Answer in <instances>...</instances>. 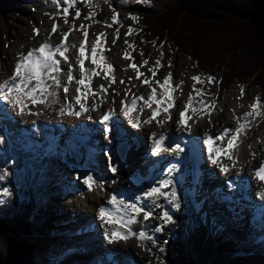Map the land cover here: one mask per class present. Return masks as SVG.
<instances>
[{"label": "bare ground", "instance_id": "1", "mask_svg": "<svg viewBox=\"0 0 264 264\" xmlns=\"http://www.w3.org/2000/svg\"><path fill=\"white\" fill-rule=\"evenodd\" d=\"M138 3H141V1ZM17 18L19 22L26 24L24 19L21 17ZM119 25L120 24H118L117 27ZM14 27L17 28L19 35L17 37L13 35V39L14 43L18 44L23 31L28 33L29 30H22V27L15 24ZM120 27L124 28V25H120ZM60 33L61 32H59L57 36H52L53 43L57 42ZM81 33L80 31L72 32L69 36V43L79 45V43L83 41V38L78 36ZM1 35L5 36L6 32L2 30ZM49 35L50 33L40 34L35 39L28 40L27 44L23 42L26 44L23 48H25L27 52L31 48L42 43ZM95 38L96 35L92 32L88 38L89 48ZM113 38L114 35L107 36V49L113 47ZM14 43H10L11 46L8 48L6 47V42L5 47L2 48L3 55L0 54V82L9 77L13 71L14 62L19 58H17V55L19 56L21 54V51L18 49L19 47ZM13 44L16 46L15 49L12 48ZM114 50L116 59L112 60V63L115 67L117 83L112 84L111 87L108 88L107 93L101 94L103 99H93L90 97L88 100L90 110L87 113H83L80 117L67 114L69 111V102L73 101V97L76 94L75 90L78 87L75 82L69 86V92L67 94L62 92V87L55 88V94L46 98V104L29 106L33 112L40 113L39 115H20L17 111L13 110L6 101H0V135L5 137V143L0 144V162L4 161L5 165H8L9 162L13 160V165H16V155L11 156V148L16 145V143H13L15 140H26V144H22V147L18 145L29 153L34 151L33 154L37 156V159L41 160H49L51 158V153L57 156L58 154H56V152L60 151L58 146L62 145L60 151L62 157L60 158H63L66 163L64 167H67L69 171L75 169V172H68L65 175V181H70L71 186H75V189H72L71 193H68V197L65 198L64 204L61 206L62 214L64 215L62 221L71 222L74 228L77 226H82L83 228L93 223L96 229L99 230V234L103 240V244H100L96 236L94 237L92 235L88 238H82L84 246L88 247L85 252L90 257L89 259L86 257L80 258L82 261L89 260L90 264H95L97 263L99 255L104 257L103 264H149L153 261L150 258V250L155 248L152 238H157L158 234L164 233L161 230H157V228L164 224L160 217L163 212L167 210L175 219L182 220L180 225H183V223L186 224L187 235L189 240L192 239V241H194L193 243H195V240L197 242H200L202 239L207 240V245L205 247L199 244L205 256L210 255L209 250L212 249L216 242L212 233L214 226L218 227L220 230L227 231V226H229L227 222L228 216L236 232L238 231L240 237H243L239 230L242 229L245 225L244 223L247 222L246 217L250 216V233L246 231L248 235L246 239L249 242V235H251L250 238L258 243V248L255 249L251 246H243L239 252L244 260H251L256 264H264V260L256 253L257 250L264 249V181L255 174L256 170L261 165H264V144L249 148L247 146V140H245L246 133L244 129L240 134L238 147L229 153L234 156V159L229 160L227 158L228 154H222L219 157V164H213L211 162L213 154L208 151L207 144L209 136L215 138L221 135L225 129H235L239 126V122L245 126L249 123V118H245L244 114L250 111L249 105L254 103L255 93H249L248 87L243 86L245 89L244 96L242 99H237V97L240 96V89H238L237 92L232 90L227 94V101L225 104L217 108L215 105L216 97H209L210 92H208V85L194 82L191 77L199 74L193 70L190 71L189 74L184 73V70L180 68L182 67V69H185L187 62L181 61L180 68L165 66L163 70V74L166 75V77L169 75V72L172 74V82L175 86L174 98L176 106L169 109L171 119H169L168 113L161 111L157 116V120H160L162 123H157L156 121L150 124L141 123V126L136 128L121 114L120 102L125 98L129 103L131 102L132 95L128 94L126 96V88H131L132 93L136 96L144 95L145 98L150 95L151 88L141 83L144 77H141L139 80L135 79L137 72L129 67L133 61L131 62L123 58V53L126 49L118 47ZM77 52L78 48L70 50L68 55L71 60L74 61ZM128 52L132 56V52L129 50ZM107 54H109V51H105V55L111 62V58ZM11 55H13V57ZM86 67L94 68L95 66L92 65L90 61H86ZM61 68L67 69V65L62 62ZM139 70L141 71V69ZM74 74L79 78L78 70ZM129 77L133 78L130 82ZM61 78L63 84V73H61ZM121 79L125 80V84L119 83ZM154 81L158 80L154 79ZM109 83L110 78L108 80L104 79V73L101 72L100 76L93 78L92 87L95 90H99V85H105L107 87ZM133 85L135 87H133ZM152 86L157 88L158 96L162 97L164 92L163 88L153 83ZM194 89L199 90V93ZM50 91H53V89H50ZM190 100L193 106L188 112L190 119L187 125H181L177 122L179 120L178 110L182 109ZM113 101H115V103H113ZM205 104L211 105L214 109L211 111L210 115L208 114L209 109L204 106ZM72 107H78L74 104V101ZM154 107L155 105H153V108ZM62 108L65 110L64 115L60 114ZM109 109H115V115L111 122V127L114 131L110 134L106 133V125L102 121V116ZM151 115L152 108L145 106L143 101H138L137 110L133 112V117L140 121H144ZM237 117H240V119L238 120ZM87 118L91 125L83 123ZM30 121H32V123ZM32 125L34 127H31ZM14 126H16L15 129ZM93 128H97L99 134L93 133L91 131ZM219 128L221 129L219 130ZM67 130L69 132L68 137L64 140L63 137L67 134ZM152 133H155L157 136L161 134L165 135L167 137L165 141L166 147L175 146V144L178 143L180 147L183 148V151L176 153L162 152L159 156L153 155L150 151ZM35 134H40L39 138L42 141L38 146L36 145L37 141L33 138ZM81 135L85 137L88 135L90 141L93 142H95L94 139L97 137L96 145H94L97 149L90 148V151H85L79 141V136ZM93 135H96V137L93 138ZM201 139L205 142L202 143ZM121 142H125L129 148L126 156V164L113 174L109 170V163L105 153L109 152L112 154L113 148ZM226 142L227 139L224 141H217L215 146L221 147L222 145H226ZM98 145H102L104 148H99L97 147ZM193 145L196 147L195 151H193ZM205 146L207 147V153H205ZM17 151L23 153V151L19 149ZM74 151H82L84 153V159L79 161L73 158L71 154ZM252 153H255V156H253ZM206 155L207 158H209V164L206 162L205 164L202 163L203 160L207 161L205 160ZM84 162H89L94 170L93 175L97 177L99 183L103 185L102 187L94 186L92 195H87L84 191L82 192L83 189L88 190L87 186L82 182L84 174L81 171V167ZM180 162H182V165L178 166ZM167 163L175 164L177 166L176 171L170 176L168 173L159 174ZM233 164L235 165L234 167ZM19 165L20 167H24L26 172H30V168L28 167L30 166L29 161L24 160V162H20ZM224 166L230 169L226 174L220 171V168ZM148 170H152V172L148 173ZM3 172L4 168H0V173ZM217 175L218 180H215ZM77 177H80V179ZM205 177H211V181H216L215 184L211 185L214 189L218 186L217 182L221 184H219L220 187L229 184L234 187V194L230 195L227 192L223 194V190L219 188L217 194L210 196L209 194L211 192L209 189L206 188L205 185L204 188L202 186L203 184L201 185ZM165 178H170L174 181L177 192L180 195L181 208L179 210L174 207L173 203H170L163 197L156 201L143 197V192L146 189L150 186H154ZM165 190L168 191L170 189ZM74 192H76V200L74 199ZM113 195L117 196L118 200H124L126 204H146V210L150 209L153 212V216L147 221L143 220V214H141L138 218L139 223L131 225L133 231L137 233L144 232L146 237H148L147 239L141 240L139 238H131L127 241L121 240L119 243L111 244L107 241L104 233L113 229L115 226L108 225L99 219V209L105 207L116 213L117 216L124 215L123 211H118L117 207L110 203V199ZM254 195H256V197ZM202 196H204L205 199H203ZM136 197H140V199L137 200ZM214 199L229 200L230 203L234 201V203L238 204V207L232 209V206L229 205L232 215H226L225 209L222 208L221 210L219 206H222L219 203L217 205ZM259 199H261V201H259ZM190 202H193V204L190 205ZM244 203L259 205L248 206V204ZM73 208L80 210V214L75 216L74 221L67 215L68 213H72L69 209ZM84 209L88 210L89 217L84 214ZM164 225L168 228L174 227L169 224ZM82 228L78 229V232L77 229H72L71 231L64 229L62 231L69 232L70 234L76 232L77 236H79L81 233H86V230ZM57 233L59 234V232ZM69 233L62 235L65 237H63V242L61 246H59L60 254L61 251H66L65 255L67 256L73 255L75 252V243H77L75 240L67 241L70 240L68 236L70 235ZM223 234L224 233H222V235ZM262 252L264 251L262 250ZM112 255H115L114 259H112ZM118 255L123 260H119ZM76 258L78 257L76 256ZM50 261L52 262L51 264H53V262L54 264H60L59 262H55V259ZM156 263V261H153V264Z\"/></svg>", "mask_w": 264, "mask_h": 264}, {"label": "rangeland", "instance_id": "2", "mask_svg": "<svg viewBox=\"0 0 264 264\" xmlns=\"http://www.w3.org/2000/svg\"><path fill=\"white\" fill-rule=\"evenodd\" d=\"M140 1L141 3H138ZM148 8V0H81L75 5L73 9H70L71 14L67 17L69 23L64 24L63 17L61 16L62 5L58 3V0H0V54L3 55L2 48L5 47L6 42V47L9 48L11 46L10 43H14L13 35H15V37L19 35L17 28L14 27V24L22 27V30H29L28 33L26 31H23L20 42L18 44L14 43L19 47L18 49L19 51H21V54L26 53V50L23 47H25L24 45L27 44L28 40L35 39L38 36L34 33V29L39 28L40 34H49L54 23L60 24L58 33L67 32L69 27L74 22L77 27H79V25L81 24L85 25L89 31V35H91L92 32L95 35L99 32H106L107 36H112L114 35V31L116 30L118 24H113L112 27H106V25L112 23L111 17L113 15L114 9L115 12L119 13V24L124 25V28H121L120 25L117 27L120 30L119 39L116 40L115 43H113V47L109 50V54H107L111 58V62H113L112 60L116 59L114 49L123 47V49L125 48L127 51L129 50L130 52H132V57H134L135 63H137L138 65L142 64L144 60H147L149 62L147 66L141 67L140 69L147 76L151 77L152 73L149 71V68H151L154 65L155 61L159 59L161 60L163 67H160L157 70V75L154 79L163 82V79L166 77V75L163 74L165 66L169 67V65H171L170 67L180 68L181 61H186L187 66H185V69H182V67L180 69L184 70V73L186 74H189L192 70L196 71L197 74L202 77V80L204 81L203 83L208 85V92H210L209 97H216L215 105L217 108L225 104V102L227 101L228 93H230L232 90H235L237 92V90L240 89V86H247L249 93H255V98L260 97L261 99V92L258 87H252L251 85L244 83L239 84L237 81H233L232 83L228 84L229 86H227V88L224 87V82L222 81L221 85V77L224 78L226 75H229L227 70H223L225 64L218 66V76L204 74L201 70L198 69L195 61L190 59L189 56L179 52L175 44L167 43L163 47H161L158 46L155 42H144L142 33L140 32L142 28L139 22V16L145 15ZM75 10H80L82 12V15L79 19L73 21ZM90 13L94 14L93 19H85V16ZM17 17H21L22 19H24L26 21V24L19 22ZM132 17H135L136 19H133ZM129 27L134 29V31L131 35L126 36L125 33L128 32ZM2 30L6 32L5 36L1 35ZM78 36H80V38H83L82 33ZM125 40H127L129 44L134 45L135 47H129L128 44H125ZM23 42L26 44H24ZM13 45L12 48L15 49L16 46ZM20 55H17V58L20 57ZM11 56L13 57V55ZM129 61L132 62L133 60ZM209 75L216 78L215 83H210L207 81V76ZM154 79L152 83L157 84ZM261 111H264V104L262 103V99ZM250 119L251 123H248V126H246V128H248V131H245V140H247V146L249 148L254 147L255 145L264 144V115H261L259 118L252 117ZM30 122L32 123V121ZM83 123L90 124V122H88V118ZM239 123L241 124V122ZM31 127L34 126L32 125ZM15 128L16 126H14V129ZM220 129L221 128H219V130ZM66 133L67 134H65V136L63 137L64 140L68 137V130ZM39 136L40 134H35V137H33L37 141V146L38 144L42 143ZM95 137L96 135H93V138ZM96 138L94 139L95 142L98 139ZM13 143H16L17 148L16 145L12 146L11 156L16 155V165H13V160L9 162L8 165H5L4 161L0 162V168H4L3 173L5 174V178L0 181V205L3 202H7L10 197H14L15 195L18 196L22 201L25 200L26 202L28 201L32 204V210H30L34 214L32 215V218L37 222V224H41V228L35 232V234L37 235L36 245L38 248V257L40 260V264H51L52 262L50 260L52 259H55V262H59L60 264H90L89 260L82 261L80 259L82 257H86L87 259L90 258L89 255H87V253L85 252L88 247L84 246V241H82V238H88L89 236L93 235L94 237L96 236L100 244H103V240L99 234V230L96 229V227L92 223L83 227L86 230V233H81L79 236H77L76 232L70 234L69 232L62 231L64 229L68 231L77 229L78 232V229L82 228V226H77L74 228L71 222H64L65 220L62 221L64 215L62 214L61 206L64 204L63 202L65 201V198L68 197V193H71L72 189H75V186H71L70 181H65V175L68 172H75V169L72 170V172L69 171L67 167H64L66 163L63 158H60L62 157L60 155V151L56 152V154L60 156H55L51 153V158L49 160H41L37 159V156L33 154L34 151L29 153L28 151L21 148L22 144H26V140L19 139L18 141H13ZM18 144L21 145V147ZM18 149L20 151H23V153H19L17 151ZM79 152H81L84 157V153L82 151ZM24 160L30 162V166H28L30 168V172H26L24 170V167H20V162L23 163ZM203 163L205 164V161H203ZM215 180H218V175ZM211 183L212 182H209L205 177L201 185L203 184V188L205 185L206 188H208L209 191L212 192L214 188H212ZM83 191L87 193V195H92L94 189L91 191L83 189L82 192ZM73 195L75 196L74 199L76 200V192H74ZM254 196L256 197V195ZM218 203L219 202L217 200L216 204L218 205ZM192 204L193 202H190V205ZM219 208L222 210L223 207L219 206ZM69 210H71L72 213H68L67 215L69 216V218L71 217V220L74 221L75 216H78L80 214V210H76L74 208ZM83 212L87 217H89L88 210L84 209ZM249 217L250 216H248L247 218ZM173 220L174 223H169V225L174 227L168 228L163 224V229L161 231H163L164 233L158 234L157 238H152L153 244H155V248L153 250H150L151 260L156 261V264H169L167 263L168 260L165 257L168 242L171 241L172 238L177 234H182L181 236H183L187 255L196 259V261H198L200 264H205L208 261H211V258L214 256V253L216 251V242L212 249L209 250L210 255L205 256L202 252V248L199 247V244L205 247L207 245V240L202 239L200 242H197L195 240V243H193L194 241H192V239L189 240V237L187 235L186 224L183 223V225H180V223H182V220L175 219L174 217ZM227 222L229 224V226H227V231L220 230L216 226L213 227L212 233L214 237H216L218 233L223 232L225 238L232 239L234 241L236 240L238 243H240L239 249L243 248V246H251L255 249L258 248V243L250 238L251 235H249V242L246 239V237L248 238L246 230L248 231V233H250V226H248L247 229L245 226H243V228L239 230L241 232V235L243 236L240 237L238 231L236 232L234 226H232L230 219L227 218ZM57 232H59V234ZM68 233L70 234L68 235L70 237V240L67 241L75 240L77 241V243H75V252L73 253V255L67 256L65 255L66 251H61L60 254L59 246H61L63 242L62 239L63 237H65L62 235H66ZM161 248L164 249L163 252L160 251ZM262 250L264 251V249ZM262 250L259 249L256 251V253L264 260V252H262ZM76 256L78 258H76ZM98 257L99 258H97V263L95 264H103L104 257L99 255ZM231 258L232 255H225L223 257L215 259L214 261H211V263L225 264L230 261ZM119 260L123 259L119 257ZM153 261H151L149 264H153ZM243 262L245 264H256L251 260H244Z\"/></svg>", "mask_w": 264, "mask_h": 264}, {"label": "snow or ice", "instance_id": "3", "mask_svg": "<svg viewBox=\"0 0 264 264\" xmlns=\"http://www.w3.org/2000/svg\"><path fill=\"white\" fill-rule=\"evenodd\" d=\"M80 0H58V3L62 5L61 16L63 17L64 24H68L67 17L71 14L70 9H73ZM82 12L80 10H75L73 21L81 17ZM92 13L85 16V19L92 20ZM136 19L135 17H132ZM112 23L107 24L106 27H112L113 24H119V13L115 12L113 9V15L111 17ZM100 22V21H97ZM90 27V26H89ZM60 28L59 23H54L50 35L47 36L42 43L38 46L31 48L26 53H22L20 57L14 62L13 71L8 78L0 82V101H6L8 105L20 115L30 114V115H39L38 112H33L30 105H42L47 103V97L54 95L55 88H61L65 94L69 92V86L75 82L78 86L76 88V94L73 97L74 104L78 106L77 108L72 107L73 101L69 102V111L67 114L80 117L83 113H87L90 110L88 105L89 98L93 99H103L102 93H107L108 88L112 84L117 83L115 76V67L110 59L106 57L105 51L110 49L106 48L107 43V33L99 32L96 34V38L92 43L91 47H88L89 43V31L87 27L83 24L77 26L73 22L69 27L67 32L60 33L56 43L52 42V36H57ZM74 31H80L83 34V41L77 44L69 43V36ZM134 29L129 27L128 32L125 35H131ZM36 35H40V29H34ZM120 30L116 28L113 38V43L119 39ZM161 43V47L163 44ZM125 44H128L129 47H135L134 45L129 44L125 40ZM78 52L75 55L74 61L70 59L68 53L71 49H77ZM90 52V55H89ZM143 54V53H141ZM123 58L126 60H133V63L129 65L130 68L136 70L137 75L135 79L139 80L141 77L144 79L141 81L142 84L148 85L151 88L150 95L145 98L144 95L136 96L132 93L131 88H126V96L128 94L132 95L131 102L129 103L125 98L120 102V111L121 114L127 119V121L133 125V127L139 128L141 123L150 124L153 121L157 123H162L160 120H157V116L163 111L164 113L169 114V119H171V113L169 109L175 107V98L174 91L175 86L173 84L172 74L169 73L167 77L163 79V82L156 81L160 87L163 88V96H158L157 88L152 86L153 79L157 75V70L160 67H163L161 60L157 59L154 65L149 68V71L152 73V76H147L144 72H141L139 69L141 67L147 66L148 61L144 60L142 64L138 65L135 63L134 57H132L127 50L123 53ZM86 61H90L94 68H87ZM67 65V69L61 68V63ZM78 65V69H77ZM171 65H169L170 67ZM78 70L79 78L74 73ZM126 70V69H125ZM101 72L104 73V79L108 80L110 78V83L106 87L105 85H99V90H95L92 87V82L94 77L101 75ZM61 73H63V81ZM132 77H129V82L132 80ZM191 79L196 83H203L202 77L200 75H194ZM207 81L210 83H215L216 78L214 76H207ZM120 84H125V80L121 79ZM133 87H135L133 85ZM53 89V91H50ZM199 93V90L194 89ZM245 93L243 86H240V96L237 99H242ZM138 101H143L144 105L152 108V115L147 118V120L140 121L133 117V112L137 110ZM115 103V101H113ZM153 105L155 107L153 108ZM209 109L208 114L210 115L211 111L214 110L211 105H204ZM191 100L182 108L178 110L179 120L177 121L181 125H187L190 117L188 112L192 109ZM250 111L244 114L245 118H249V123H251L252 117L259 118L261 115H264V111H261V99L260 97L255 98V102L249 105ZM97 110V109H92ZM60 114L64 115L65 110L62 108ZM115 115V109H109L102 116V121L105 123L106 133H111L113 128L111 127V122L113 116ZM239 120L240 117H237ZM245 125L239 124L235 129H225L224 132L213 138L212 136L208 137V151L212 153L213 164H219V157L222 154H228L227 158L233 160L234 156L230 155L236 147H238L239 137L242 131H244ZM152 144L150 151L153 155L159 156L162 152H182L183 148L177 143L175 146H165V141L167 137L163 134L157 136L155 133L151 134ZM227 139L226 145L221 147H216L215 144L217 141H224ZM5 143V137L0 135V144ZM108 163L109 170L115 174L118 171V163L114 162L113 155L109 152L105 153ZM255 156V153H252ZM235 165L233 164V167ZM177 166L173 164L171 167L167 168V173L170 176L173 172L176 171ZM230 169L226 166L221 167L220 171L225 174ZM256 176L264 181V165H261L256 170ZM5 178L4 173H0V180ZM80 179V177H77ZM83 184L87 186L88 190L91 191L95 187H102L103 185L99 183L97 177L93 174H88L83 177ZM165 189H170L166 191ZM143 197L148 198L152 201L159 200L161 197L168 200L170 203L174 204V207L179 210L181 208L180 204V195L177 192L174 181L170 178H165L160 180L154 186H150L143 192ZM137 200L140 197H136ZM110 203L117 207L118 211H123V216H117L116 213L110 211L105 207L99 209V219L108 225L115 226L113 229H110L104 233L107 241L111 243H119L121 240L127 241L131 238H139L141 240L147 239L144 232H135L132 230L131 225L139 223V217L143 214V220L147 221L150 217L153 216V212L147 208L146 204L130 203L126 204L124 200H118L117 196L113 195L110 199ZM158 206V205H157ZM164 224L174 223L173 216L165 210L160 217ZM163 225H160L157 230H162ZM161 252L164 251L163 248L160 249Z\"/></svg>", "mask_w": 264, "mask_h": 264}, {"label": "trees", "instance_id": "4", "mask_svg": "<svg viewBox=\"0 0 264 264\" xmlns=\"http://www.w3.org/2000/svg\"><path fill=\"white\" fill-rule=\"evenodd\" d=\"M149 3L146 14L139 16L144 42L175 44L204 74L218 76V66L225 64L229 75L220 79L224 87L233 81L258 87L264 103V0ZM31 208L16 195L0 205V264H40L35 232L41 224L33 220ZM216 243L211 261L238 250L236 240L221 236ZM166 249L169 264H200L187 255L180 234ZM225 264L245 263L234 257Z\"/></svg>", "mask_w": 264, "mask_h": 264}, {"label": "water", "instance_id": "5", "mask_svg": "<svg viewBox=\"0 0 264 264\" xmlns=\"http://www.w3.org/2000/svg\"><path fill=\"white\" fill-rule=\"evenodd\" d=\"M125 152H126V146L123 145V144L120 145V146L116 149L115 154H114V159H115V161L117 162V161L119 160V158H120L121 155L124 156ZM75 157H77L79 160L82 159L81 154H78V153L75 154ZM118 167H119V166H118ZM83 171L85 172L86 175H88V174H92V170L90 169L89 164H86V166L83 167Z\"/></svg>", "mask_w": 264, "mask_h": 264}]
</instances>
